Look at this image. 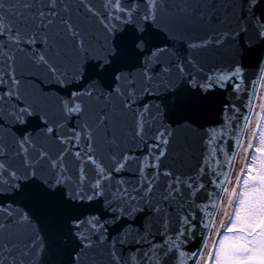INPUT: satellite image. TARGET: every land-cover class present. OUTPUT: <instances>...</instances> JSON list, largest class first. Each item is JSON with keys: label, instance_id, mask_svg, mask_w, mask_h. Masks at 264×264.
Listing matches in <instances>:
<instances>
[{"label": "snow or ice", "instance_id": "6c2138e0", "mask_svg": "<svg viewBox=\"0 0 264 264\" xmlns=\"http://www.w3.org/2000/svg\"><path fill=\"white\" fill-rule=\"evenodd\" d=\"M0 264H264V0H0Z\"/></svg>", "mask_w": 264, "mask_h": 264}, {"label": "water", "instance_id": "95a60500", "mask_svg": "<svg viewBox=\"0 0 264 264\" xmlns=\"http://www.w3.org/2000/svg\"><path fill=\"white\" fill-rule=\"evenodd\" d=\"M248 72H249V73H256V72H258V70L252 68V69H249ZM253 78H255V76H253ZM210 126H211L210 123H206V124H205V128H208V127H210ZM198 242H199V237H197L196 240L190 242L189 245H188V248H192L193 244H196V243H198Z\"/></svg>", "mask_w": 264, "mask_h": 264}]
</instances>
